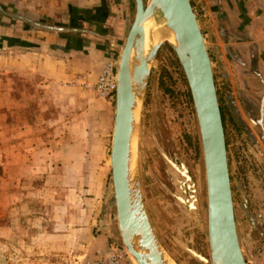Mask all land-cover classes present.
I'll return each mask as SVG.
<instances>
[{"label": "crops", "instance_id": "obj_1", "mask_svg": "<svg viewBox=\"0 0 264 264\" xmlns=\"http://www.w3.org/2000/svg\"><path fill=\"white\" fill-rule=\"evenodd\" d=\"M133 2L0 0L6 11L90 31L55 32L0 18V236L14 238L33 221L30 236L40 240L31 248L35 254L66 261L118 244L107 181L114 106L81 83L93 82L102 63L115 57L107 38H124ZM190 2L214 78L225 82L227 95L252 97L249 109L263 121L264 0ZM7 110L8 118L1 115ZM44 204L46 212L35 210Z\"/></svg>", "mask_w": 264, "mask_h": 264}, {"label": "water", "instance_id": "obj_2", "mask_svg": "<svg viewBox=\"0 0 264 264\" xmlns=\"http://www.w3.org/2000/svg\"><path fill=\"white\" fill-rule=\"evenodd\" d=\"M133 1L134 14L123 42L107 38L117 53L109 149L111 185L108 190V197L114 201L113 220L117 237L125 245L132 264H179L162 244L150 222L141 189L137 154L140 119L150 71L159 48L167 43L181 65L189 88L199 130L205 177L209 257L190 248L187 250L203 264H247L236 229L226 141L213 65L195 11L190 0ZM0 10L33 28L55 32H90L58 23L47 24L22 14L11 13L1 6ZM231 110L237 113L233 104ZM260 113L263 117L264 96ZM159 150L168 163L174 164L160 147ZM180 166L184 167L190 186L181 191L170 170L177 191L169 192L176 197L178 207L189 218L201 222L194 182L185 164L181 163ZM190 195L193 196L192 208L184 203Z\"/></svg>", "mask_w": 264, "mask_h": 264}, {"label": "rangeland", "instance_id": "obj_3", "mask_svg": "<svg viewBox=\"0 0 264 264\" xmlns=\"http://www.w3.org/2000/svg\"><path fill=\"white\" fill-rule=\"evenodd\" d=\"M7 11L17 13L12 9ZM29 17L47 24L69 25V23L49 17L45 19L40 16L29 15ZM0 18L4 23H23L1 11ZM123 40L124 38L119 42ZM116 57L117 53L114 58ZM177 61L173 50L164 43L159 48L152 64L140 119L138 163L143 199L150 222L158 238L174 259L179 264H185L182 257L189 259L191 257L199 261L188 252L187 248L195 250L189 242L198 241L204 244L208 251L206 190L195 111L183 70ZM214 81L219 106L224 116L228 167L239 242L244 250L247 264H264V143L259 129L253 126L255 113L253 114L249 109L252 97L238 94L227 95L226 91L230 89H227L225 82L218 78H214ZM17 82L21 86V82ZM2 86L3 83L0 84L1 88ZM236 101L241 111L237 110V113H233L230 108L232 104L237 108ZM4 102L8 104V100ZM112 103L114 106V99ZM1 115L8 118V110L2 112ZM108 147L110 148V145ZM159 147L174 164L168 163ZM181 163L185 164L194 182L202 217L201 222L189 218L178 207L179 201L176 197L169 192L177 191L169 171L171 170L173 176L175 172L178 174L174 165L181 167ZM237 167L241 168L240 173ZM110 173L107 180L108 190L111 185ZM3 176L2 166H0V182ZM174 181L178 184L176 179ZM183 186L187 187L184 184ZM180 190L182 191L181 188ZM257 196L259 199L256 198ZM111 199L113 214L110 220L117 237L113 220L114 201L113 198ZM188 202L190 200L184 201L187 205ZM36 208L35 210L46 212L45 204L43 208L39 205ZM31 223L30 229H35L37 225L33 226V221ZM28 226L22 224L14 238H9L8 232L5 237L0 236V264H46L64 261L59 256L33 253L31 248L35 243H40V240L37 241L36 238L30 236ZM116 240L118 244H121L118 237ZM35 249L37 250V247ZM174 250L179 252V256Z\"/></svg>", "mask_w": 264, "mask_h": 264}, {"label": "built area", "instance_id": "obj_4", "mask_svg": "<svg viewBox=\"0 0 264 264\" xmlns=\"http://www.w3.org/2000/svg\"><path fill=\"white\" fill-rule=\"evenodd\" d=\"M115 58L104 61L93 82H82L87 90L92 91L98 98L113 101L116 88ZM123 245L109 242L104 248H95L90 255L73 257L62 262H48L46 264H123L127 259Z\"/></svg>", "mask_w": 264, "mask_h": 264}, {"label": "flooded vegetation", "instance_id": "obj_5", "mask_svg": "<svg viewBox=\"0 0 264 264\" xmlns=\"http://www.w3.org/2000/svg\"><path fill=\"white\" fill-rule=\"evenodd\" d=\"M219 108H220V114H221V118H222V122H223V127H224V116H223V112H222V108H221V106H219ZM261 115V113H259L258 112V115ZM263 117H264V115H263ZM254 124H253V126H255V127H257L258 129H259V132H260V135H261V138H262V141H263V143H264V134H263V131H264V120L263 121H260V116H254ZM245 128V127H244ZM224 134H225V132H224ZM225 141H226V135H225ZM226 146H227V143H226ZM241 166V165H240ZM239 166V167H240ZM241 169V168H240ZM238 167H237V170H238V172L240 173V170ZM230 174V173H229ZM231 179V178H230ZM187 180V179H186ZM177 186L179 187V188H181L182 189V191H184L183 189H186V188H188V187H185V186H183V184L181 183L180 184V182L177 184ZM192 198H193V196L192 195H190V198H189V200L190 201H193L192 200ZM180 199V198H179ZM254 227V226H253ZM255 229H256V225H255V227H254ZM189 245L192 247V248H194L197 252H199V253H201L202 255H204L205 257H209V253H208V251H207V248L205 247V245L204 244H201V243H199L198 241H195V242H189ZM174 252L179 256V252H176L175 250H174ZM182 260H184V263L185 264H203L202 262H200V261H197V260H193V259H191V257H190V259L188 258V257H182Z\"/></svg>", "mask_w": 264, "mask_h": 264}, {"label": "bare ground", "instance_id": "obj_6", "mask_svg": "<svg viewBox=\"0 0 264 264\" xmlns=\"http://www.w3.org/2000/svg\"><path fill=\"white\" fill-rule=\"evenodd\" d=\"M135 143V142H134ZM138 143V142H137ZM138 148H139V143H138V146H137ZM137 154H138V152H137ZM139 158V157H138ZM175 166V169L180 173V175H179V173L177 174V172H175L174 173V176H175V179H176V181L179 183L180 182V184L182 183V184H184V185H186L187 187H189L190 186V184L189 183H187L189 180H188V177H187V175H186V172L185 171H183V170H185L184 169V167H179V166H176V165H174ZM181 177H183V178H181ZM187 179V180H186ZM188 206L190 207V208H192L193 207V203L192 202H188ZM124 248H125V250H126V247H125V245H124ZM127 251V250H126ZM134 261H135V259L131 256V255H129Z\"/></svg>", "mask_w": 264, "mask_h": 264}, {"label": "trees", "instance_id": "obj_7", "mask_svg": "<svg viewBox=\"0 0 264 264\" xmlns=\"http://www.w3.org/2000/svg\"><path fill=\"white\" fill-rule=\"evenodd\" d=\"M192 5V4H191ZM62 35H68V34H65V33H61ZM165 45H167L170 49H171V47L167 44V43H165ZM172 50V49H171ZM178 62V61H177Z\"/></svg>", "mask_w": 264, "mask_h": 264}]
</instances>
